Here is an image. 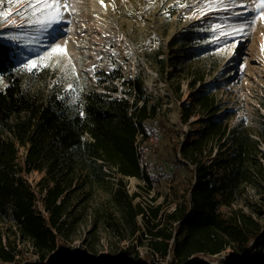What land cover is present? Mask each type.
Instances as JSON below:
<instances>
[{
    "label": "rangeland",
    "instance_id": "rangeland-1",
    "mask_svg": "<svg viewBox=\"0 0 264 264\" xmlns=\"http://www.w3.org/2000/svg\"><path fill=\"white\" fill-rule=\"evenodd\" d=\"M65 2L66 8L46 10L39 5L29 7L28 0H0V12L8 13L0 18V41L17 45L20 50L14 73L22 78L24 89L33 92L42 88L44 94L56 93L73 113L79 112L80 95L90 89L129 97L131 103L132 96L125 95L122 82L139 77L144 85V99L157 110L155 117L145 122L147 137L156 128L158 139L155 144L148 138L139 141L143 155L152 166L148 184L142 179H124L125 190L129 195L136 194L133 202L145 208L151 202L160 204L162 218L165 212L184 202L185 185L190 182L191 166L176 161L179 160L177 146L195 139L202 131L203 121L224 113L231 128L238 122L256 127L264 119V17L255 9L258 0H237L248 12L228 4L219 5L227 7V11H210L207 0L194 7L189 6L194 0H61L62 4ZM56 11L63 16L62 31L55 24L48 27L36 22L50 19ZM239 12L244 15H234ZM253 17L254 23L246 24L243 32L227 41L208 42L218 38L217 33L209 30L210 26L220 25L223 31H229L245 20L252 21ZM186 32L196 36L193 43H183L181 35ZM10 35L19 39L10 40ZM55 45L64 50L45 56L41 61L44 66L31 72L22 69L27 60L49 53ZM184 57L188 58V69L181 71L178 60ZM199 76L203 81H197L191 88ZM6 84V78L0 75V88ZM112 88L116 91L112 92ZM200 90L212 94L215 100L212 107L217 106L219 110L212 115L195 110L183 124L181 107L191 106ZM215 152L213 147L204 159L206 164H213ZM22 153L21 150L18 155ZM212 173L214 179L223 177L215 165ZM44 176V171L37 170L21 174L26 184L36 190ZM116 182V175H112L101 187L89 191L78 189L66 205L65 216L74 223L68 245L77 254L85 250L97 264H124L125 260L120 257L123 249L138 244L137 234L144 230L140 227L134 232V221L111 199ZM224 183L225 180L216 183L219 200ZM258 197L248 186L230 205L220 203L219 213L226 217L232 210L241 209L264 227V202H259ZM34 209H41L39 199ZM9 214L10 206L8 218ZM136 219L142 226V217L139 215ZM7 224V221L0 224V232L5 234ZM10 236L21 252L30 255L33 248L27 240ZM146 236L142 237L143 245L135 248L136 264H170L168 257L164 261L158 256L151 260L143 258L149 252L144 245ZM227 253L232 254L227 249L217 258L226 259ZM218 259L210 260V264H218ZM24 262L37 264L38 261L31 254ZM92 262L86 257L79 264ZM53 263L54 256L50 255L43 262Z\"/></svg>",
    "mask_w": 264,
    "mask_h": 264
},
{
    "label": "trees",
    "instance_id": "trees-1",
    "mask_svg": "<svg viewBox=\"0 0 264 264\" xmlns=\"http://www.w3.org/2000/svg\"><path fill=\"white\" fill-rule=\"evenodd\" d=\"M181 37L184 44H191L196 36L186 32ZM18 53L17 45L0 41V75L7 80L0 88V224L8 222L5 234L0 232V264H29L24 260L31 254L37 257V264H43L49 255L54 256L53 264H79L86 257L97 264L85 250L77 254L68 245L74 223L65 216L66 205L73 192L101 187L112 175L117 177V187L110 188L111 199L134 221V232L144 227L137 234L138 244L123 249L124 264H136L135 248L143 245V235H148L145 260L158 256L162 261L170 258V264H188L192 258L216 260L229 249L232 254L227 253L218 264H264V227L241 209L226 217L219 213L220 203L230 205L248 186L264 202V119L256 127L238 122L232 128L225 113L203 121L195 139L175 148L179 153L176 161L191 166L190 182L185 185L184 202L161 218L160 204L145 208L134 203L136 194H127L124 183L126 177L149 181L140 171L134 142L137 134H141L140 141L146 140L145 122L157 110L144 99L142 80L135 77L122 82L125 95L132 96L131 103L129 97L90 89L80 95L79 112L73 113L56 93L22 87V78L14 73ZM187 60H178L181 71L188 69ZM197 81L202 82L203 77H197L190 87ZM193 98L191 106L181 107L183 124L195 110L207 115L219 110L212 107V94L200 90ZM213 147L217 157L213 164H206L204 159ZM213 165L222 172V179H214ZM34 170L45 172L38 190L21 177ZM223 180L219 200L216 183ZM38 199L41 209L36 211ZM139 215L142 226L136 219ZM10 234L31 244L30 255L17 248ZM191 264L205 263L196 260Z\"/></svg>",
    "mask_w": 264,
    "mask_h": 264
},
{
    "label": "snow or ice",
    "instance_id": "snow-or-ice-1",
    "mask_svg": "<svg viewBox=\"0 0 264 264\" xmlns=\"http://www.w3.org/2000/svg\"><path fill=\"white\" fill-rule=\"evenodd\" d=\"M205 0H194L193 5L189 6H196L197 3H203ZM228 4L230 6L240 7L244 9V12H248L249 9L244 6L243 3H237V0H207V6L209 7L210 11H227V7H219V5ZM37 5L42 7L46 10H52V9H59L61 7H67L66 2L61 3V0H28V6L35 8ZM213 5H217L216 7H213ZM186 5H181V7H185ZM255 9L260 17H264V0H258V3L255 5ZM39 10V8H37ZM244 12L234 13V15L237 16H243ZM19 14V13H18ZM8 15L7 12H0V18H4ZM206 15V13H204ZM63 16L59 11H56L55 14L50 18L46 20H40L36 21L37 23H40L41 25H47L48 27H51L53 24H55L58 28L63 30L62 25ZM255 17H253L252 21H243L241 22L237 27L230 29L229 31H223L222 27L220 25H213L210 26V31L213 33L218 34L217 39L209 40V43H219L220 40L227 41L228 38L234 37L235 35L239 34L240 32H243V29L246 24L248 23H254ZM10 40H18V36H9ZM64 49L61 48L60 45H55L51 47L50 52L46 53L43 56H40L35 59H29L22 65V69L26 71H34L35 69L44 66L41 61L44 60L45 56H49L52 54H55L59 51H63Z\"/></svg>",
    "mask_w": 264,
    "mask_h": 264
},
{
    "label": "built area",
    "instance_id": "built-area-1",
    "mask_svg": "<svg viewBox=\"0 0 264 264\" xmlns=\"http://www.w3.org/2000/svg\"><path fill=\"white\" fill-rule=\"evenodd\" d=\"M152 134L147 137L151 143L155 144L156 141H157V134H156V128H152ZM140 138H141V134H137L136 137H135V142H134V147H135V151H136V156H137V161H138V165H139V168H140V171L142 173H144L147 177H149L152 172V166L148 160L147 157H145L142 153L143 150H141V148L139 147V141H140ZM146 138V139H147ZM125 179H128V180H138L139 178H136V177H126ZM140 180V179H139ZM149 180V178H148ZM152 204V202H151ZM201 261V262H204L205 264H210V261L207 259V258H194V261Z\"/></svg>",
    "mask_w": 264,
    "mask_h": 264
},
{
    "label": "water",
    "instance_id": "water-1",
    "mask_svg": "<svg viewBox=\"0 0 264 264\" xmlns=\"http://www.w3.org/2000/svg\"><path fill=\"white\" fill-rule=\"evenodd\" d=\"M221 258H222V257H221ZM221 258H219L218 261H219ZM193 261H194V258H192L188 264H191Z\"/></svg>",
    "mask_w": 264,
    "mask_h": 264
}]
</instances>
